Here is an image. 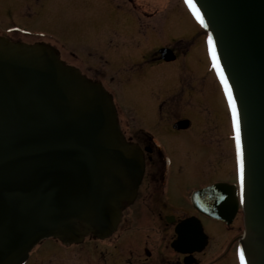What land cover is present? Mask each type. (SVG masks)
<instances>
[{
    "label": "water",
    "instance_id": "95a60500",
    "mask_svg": "<svg viewBox=\"0 0 264 264\" xmlns=\"http://www.w3.org/2000/svg\"><path fill=\"white\" fill-rule=\"evenodd\" d=\"M193 3L203 23L186 4L207 31L208 45L214 41L220 70L214 66L235 101L245 176L242 192L237 151L239 186H209L195 192L193 202L228 225L242 208L241 264H264V0ZM159 52L175 60L170 49ZM143 172V156L125 142L101 85L46 46L0 38V264H24L50 238L72 244L89 234L108 237Z\"/></svg>",
    "mask_w": 264,
    "mask_h": 264
},
{
    "label": "flooded vegetation",
    "instance_id": "af4514ba",
    "mask_svg": "<svg viewBox=\"0 0 264 264\" xmlns=\"http://www.w3.org/2000/svg\"><path fill=\"white\" fill-rule=\"evenodd\" d=\"M110 1L119 9L103 10L92 3L78 4L86 15L85 22L77 36L65 39L99 46L100 50L106 48L101 52L100 60L84 63L72 51L62 54L54 49L55 54L64 65L75 69L90 82L101 85L111 96L115 110L123 106L122 101L134 100L136 91L146 87V103L151 107L149 113L156 111L161 126L174 132L170 136L182 131H196V135L192 143L181 140L180 146L184 145L179 151L182 157L173 160L171 152L176 150V141L171 142L165 136L149 133L143 128H134L136 125L131 126V123L123 125L118 117L125 142L137 148L143 156L144 172L133 198L122 203L115 230L106 238L89 234L80 243L64 244L59 238L48 239L51 244L44 241L36 246L24 264H241L239 247L245 233L241 208L233 223L228 225L202 213L193 202L194 193L209 186L218 183L238 186V181L227 180L232 176L226 159L231 114L225 94L222 98L228 108L229 131L217 123L212 110L205 105L197 107L193 102L194 96L205 101L208 95L205 80L199 87L184 86L182 57L186 59L188 53L192 54V40L183 43L182 38L173 39L174 47L171 44L148 50L135 63L136 55L150 45L153 35H169L168 16L160 18V31L149 23L163 12V7L159 5L152 10L149 7L152 0H144V4L140 0ZM108 3L111 5L109 0ZM59 6L60 0H0V37L9 43L51 49L47 41L57 43L60 40L49 35L47 29L35 30L33 26L43 17L55 25L54 14ZM2 11L6 15L1 14ZM16 16L24 17L23 21L13 20ZM89 20L92 21L90 26L87 25ZM185 24L188 25L179 21L177 29L180 33ZM159 43H162L160 38ZM177 46L185 49L184 52ZM198 46V51L192 54L193 62L200 48L203 50L200 44ZM162 48L171 49L176 56L173 62L180 64V68L175 69L179 85L168 95L167 88L162 85L167 81L168 70L161 67L170 62L161 58L159 50ZM121 75L127 77L122 78L120 86L116 81ZM186 91L188 99L184 97ZM184 113L192 115L184 116ZM194 114L199 117L196 121ZM146 119L149 120L150 116ZM178 123L186 125L176 127ZM206 138L214 140L207 143ZM189 146H193V150L184 149ZM192 187L195 189L190 190ZM186 221L189 222L185 226ZM181 227L185 229L181 231Z\"/></svg>",
    "mask_w": 264,
    "mask_h": 264
},
{
    "label": "rangeland",
    "instance_id": "374dc122",
    "mask_svg": "<svg viewBox=\"0 0 264 264\" xmlns=\"http://www.w3.org/2000/svg\"><path fill=\"white\" fill-rule=\"evenodd\" d=\"M61 6H59L58 10L55 11L54 17H55V25L50 23L45 17L40 18L38 21H36L35 26H33V29L35 30H43L47 29V31H50L49 35H51L55 39H59V42H52L47 41L49 44H51L52 48L55 50H58L62 54H67L68 52L72 51L76 56L77 59L80 61L91 62V61H98L101 59V52L104 51L106 48H102L100 50L99 46H93V45H83V43H73L70 41H65L67 38L70 40V38L77 36L78 31L85 21V13L81 11V8H79L78 4L85 2L87 4L92 3L97 5L99 8L103 10H118L119 8L116 7V5L112 4V2L109 0L110 4L108 3V0H60ZM141 4H144V0H140ZM163 7V12L156 15V17L149 21L151 24V27L157 28V30L160 31L161 22L160 18L163 19L165 16H168V34L169 35H153L150 40V45H146V47H143V52H140L135 57V63L136 61L141 60V55L144 53H148V50H155L159 48L160 46H172L174 47V40L173 39H184L183 43H188V40H192L191 44H193L194 49L192 50V54H195L199 49V44L202 46L203 50L201 51V48L197 55L195 56L196 61H192L193 55L188 53V58L185 59V56L182 57V63L184 66L182 67L183 74L181 77L183 78L184 86H187L191 88L192 86L199 87L201 82L205 80L206 82V90L208 92V95L206 96L205 101L202 98H198L197 96L193 97V102L199 105H205L207 109L212 110L216 116V121L221 125L222 128L229 131V125H230V119L228 121L229 116L227 115L228 108L227 105L224 104L222 95L224 96V91H222V86L219 82L216 70L213 66V62L211 59V55L207 48V36L203 29L200 28L199 23L195 20V18L190 14L186 8V5L183 3L182 0H165V4H163V0H152V3H149V7H151L152 10H155L156 7ZM162 9V8H161ZM1 14L6 15L5 11H2ZM3 20L5 18H2ZM24 17L22 16H16L13 18V20L18 21L19 23L22 22ZM1 21V19H0ZM179 21L187 22V24L183 25V28L181 30V33H184L183 37H181V33L178 31L177 26L179 24ZM92 23L91 20L87 22V25L90 26ZM183 24V23H182ZM85 25V24H84ZM170 33H173L171 35ZM39 35V34H38ZM175 37V38H173ZM2 39V37H0ZM159 38L162 40V43H159ZM165 42V43H163ZM96 45V44H94ZM178 47V46H177ZM178 49L181 52H184L185 49L179 48ZM205 49V52H204ZM184 55V54H183ZM62 61V60H61ZM166 67H161L163 70H168V77L167 81H164L162 83L163 87L167 88V95L174 92L176 90V87H178V81L176 77L175 69L180 68V64L177 62H170L166 63ZM179 72V71H178ZM117 83L121 86L122 78L127 76H117ZM205 78V79H204ZM126 80V79H123ZM220 87V88H219ZM186 88V87H185ZM147 88L145 87L143 89H139L135 93L134 100L133 99H127L123 102V106L121 108H118L117 112L119 113V119H121V123L124 125L126 122L131 123V126H135L134 128H143L149 133H153L155 135H161L165 136L169 141H176L177 145L174 147L176 150L172 151V157L175 159L181 158L182 155L179 152L182 150L184 145L181 147L180 142H193V139L195 138L196 131H182V133H176L173 137L170 136L171 133H174L172 131H169V127H163L161 126V120L158 119V116L156 115V111L152 114L153 111H151V114L149 113V108L146 103L145 94L147 91H145ZM187 89V88H186ZM221 93V94H220ZM117 97H119V94H116ZM185 99H188V91L185 92L184 95ZM117 113V114H118ZM185 115H192V113H184ZM196 115V114H194ZM150 116V119L147 120L146 118ZM197 116V115H196ZM194 117V120L198 119L199 117ZM191 117V116H190ZM152 119V120H151ZM195 120V121H196ZM230 137L228 138L227 148L229 149V152L227 154V166L230 168L232 176L230 179H227L229 182L237 183L238 181V175H237V154H236V144H235V138L232 128V122L230 127ZM229 133V132H228ZM213 138H206L205 141L207 143H212ZM188 149L185 147V150H193V146H189ZM191 157H195L194 154H188ZM218 164V161L215 162ZM214 168H217L215 166ZM195 189L192 187L190 190ZM240 222V221H239ZM241 223V222H240ZM217 228H220L219 226H216ZM45 244H51L50 241L45 240Z\"/></svg>",
    "mask_w": 264,
    "mask_h": 264
},
{
    "label": "snow or ice",
    "instance_id": "6c2138e0",
    "mask_svg": "<svg viewBox=\"0 0 264 264\" xmlns=\"http://www.w3.org/2000/svg\"><path fill=\"white\" fill-rule=\"evenodd\" d=\"M185 2L196 13L197 19L200 20L201 23H203V19H202L201 15H200L199 11L196 9L195 4L193 3V0H185ZM209 45L211 46L212 57H213V61L215 62V66L217 67L218 70H220L219 61H218V57H217V54H216L215 43H214V41H212L211 38H209ZM220 76H221V80L225 84L226 91H228L229 102L232 104L233 115H234V119L236 120L237 151H238L239 163H240V184H241V190L243 192L245 176H244V153H243L242 145L240 143V123H239L238 115L236 113L235 101L233 100L231 89L228 86V83H227L226 78L224 77L223 71H220ZM241 259H243V253H241Z\"/></svg>",
    "mask_w": 264,
    "mask_h": 264
},
{
    "label": "bare ground",
    "instance_id": "6f19581e",
    "mask_svg": "<svg viewBox=\"0 0 264 264\" xmlns=\"http://www.w3.org/2000/svg\"><path fill=\"white\" fill-rule=\"evenodd\" d=\"M195 20L197 21V19L195 18ZM198 22V21H197Z\"/></svg>",
    "mask_w": 264,
    "mask_h": 264
}]
</instances>
